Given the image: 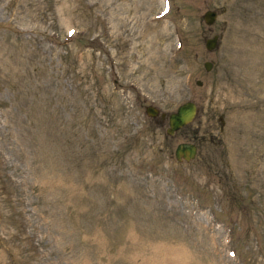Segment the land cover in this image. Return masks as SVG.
I'll use <instances>...</instances> for the list:
<instances>
[{"label": "rangeland", "instance_id": "1", "mask_svg": "<svg viewBox=\"0 0 264 264\" xmlns=\"http://www.w3.org/2000/svg\"><path fill=\"white\" fill-rule=\"evenodd\" d=\"M0 264H264V0H0Z\"/></svg>", "mask_w": 264, "mask_h": 264}, {"label": "water", "instance_id": "2", "mask_svg": "<svg viewBox=\"0 0 264 264\" xmlns=\"http://www.w3.org/2000/svg\"><path fill=\"white\" fill-rule=\"evenodd\" d=\"M216 15L215 10L207 9L202 13V18L206 24L212 23ZM217 39V34H212V36L207 37L204 40V46L206 49H212L215 47ZM202 65L205 69H209L211 66L210 60H204ZM201 80L196 79V84H200ZM144 111L149 116H154L157 113L161 118L164 117L165 112H159L158 109L152 104H147L144 107ZM196 113V105L191 100H184L180 102L174 110L169 111L166 114L167 126L165 132L167 134H172L174 130L183 126L184 124L191 121ZM196 152V146L193 142L189 141H179L176 143L173 149V155L177 160H188L194 156Z\"/></svg>", "mask_w": 264, "mask_h": 264}, {"label": "flooded vegetation", "instance_id": "3", "mask_svg": "<svg viewBox=\"0 0 264 264\" xmlns=\"http://www.w3.org/2000/svg\"><path fill=\"white\" fill-rule=\"evenodd\" d=\"M155 117H158V116L156 115ZM155 117H154V118H155ZM159 119H160V120H163L164 118H159Z\"/></svg>", "mask_w": 264, "mask_h": 264}]
</instances>
